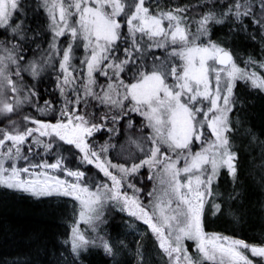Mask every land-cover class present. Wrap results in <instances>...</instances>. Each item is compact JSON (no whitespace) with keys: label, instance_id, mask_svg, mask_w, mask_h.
Masks as SVG:
<instances>
[{"label":"snow or ice","instance_id":"snow-or-ice-1","mask_svg":"<svg viewBox=\"0 0 264 264\" xmlns=\"http://www.w3.org/2000/svg\"><path fill=\"white\" fill-rule=\"evenodd\" d=\"M217 26L259 33V58L241 63L213 39ZM45 77L55 99L44 98ZM255 99L264 101V0H0V188L79 206L65 264H86L93 250L148 264L139 241L132 249L103 232L113 210L146 225L159 264H264V240L205 225L207 205L222 211L220 176L240 178L239 114ZM122 135L139 153L113 160Z\"/></svg>","mask_w":264,"mask_h":264},{"label":"trees","instance_id":"trees-1","mask_svg":"<svg viewBox=\"0 0 264 264\" xmlns=\"http://www.w3.org/2000/svg\"><path fill=\"white\" fill-rule=\"evenodd\" d=\"M28 2L35 7V0ZM204 2L160 0L162 7H174L177 4L194 6ZM246 23L251 28V21ZM46 38H40L42 46L46 44ZM213 39L231 47L241 63L250 54L257 58L260 56L262 45L259 33L254 41L250 35L229 33L228 27L217 26L213 29ZM44 82L48 84L44 98L55 99L58 93H53L49 78L45 77ZM242 98L245 96L242 95ZM247 99L251 101L252 98ZM40 103L43 104V100ZM239 115L243 127L235 142L240 155V178L234 184L226 172L220 176L215 201L222 205V211L213 215L211 204L207 205L205 225L208 232H219L244 239L247 243L259 244L264 240V147H261L264 143V101L255 99L254 106L247 107ZM248 132L252 135H248ZM68 209L65 202L47 199L38 201L0 188V264H65V257L61 253L67 252L63 242L69 235ZM108 213L106 233L124 241L132 249L136 248L139 241L148 264H159L153 242L150 239L140 240L130 234H127L128 239L122 237L124 220L111 214V211ZM119 259L121 264H128L131 257L124 255ZM86 264H111V261L102 252L93 250L86 257Z\"/></svg>","mask_w":264,"mask_h":264},{"label":"rangeland","instance_id":"rangeland-1","mask_svg":"<svg viewBox=\"0 0 264 264\" xmlns=\"http://www.w3.org/2000/svg\"><path fill=\"white\" fill-rule=\"evenodd\" d=\"M43 47L46 48L47 47V43ZM29 58H31V53L29 54ZM77 64H78V61H77ZM25 77L28 78L27 80H29V81L31 80V77L28 76V74H25ZM101 80H103L102 77H101ZM28 111H30V110L26 108L25 109V113H27ZM13 119H19L21 121V123H23L22 117H15L14 116ZM137 119H139V118L137 117ZM118 153H123L124 155L138 154L139 153V149L137 148L136 144L130 142L128 137L122 135L119 138V141L116 143L115 150L112 153L113 160H115L117 158V154ZM120 158H123V156H121ZM145 180H146V173H145ZM148 187L150 188L151 185L149 184ZM16 194H18V193H16ZM60 202H64V201H60ZM65 203L68 204V208L70 209V210L68 209L69 210V217H68L69 219L67 220L68 228H69V235H70L71 227L73 226L74 221H75V219L78 216L79 206L77 205L76 210L74 211L73 210V204L75 202H65ZM108 214L109 213H107V216H108ZM111 214L116 215L117 217H120V219L124 220L125 229H124V231L122 233V237H125L126 239H128L129 237L127 236V234H130V235H134L135 237H137L140 240L141 239H143V240L150 239L151 242H153V238L151 237V233L146 231V226H143V224H141L140 221H134L133 218L128 217L126 214L120 213V212H116L114 210L111 211ZM106 226H107V224H106ZM106 226L103 227V232L105 234H107L106 231H105L106 230ZM81 229L82 230H87V232L90 234V229H87L86 225L82 224L81 225ZM111 239H112V242L115 243V244H119L120 243V240L117 239V238L111 237ZM127 243H128V241H127ZM153 244H154V242H153ZM248 255H249L250 258H252L254 260L258 259V258L251 257L250 253H248ZM144 257H146L145 254H144Z\"/></svg>","mask_w":264,"mask_h":264},{"label":"bare ground","instance_id":"bare-ground-1","mask_svg":"<svg viewBox=\"0 0 264 264\" xmlns=\"http://www.w3.org/2000/svg\"><path fill=\"white\" fill-rule=\"evenodd\" d=\"M110 216V215H109ZM118 218V217H117ZM115 220V219H114ZM119 221V220H118Z\"/></svg>","mask_w":264,"mask_h":264},{"label":"flooded vegetation","instance_id":"flooded-vegetation-1","mask_svg":"<svg viewBox=\"0 0 264 264\" xmlns=\"http://www.w3.org/2000/svg\"><path fill=\"white\" fill-rule=\"evenodd\" d=\"M146 226V225H145Z\"/></svg>","mask_w":264,"mask_h":264}]
</instances>
